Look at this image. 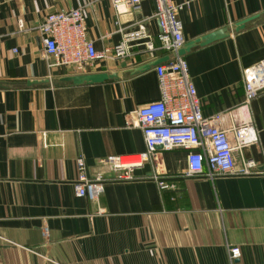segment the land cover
Instances as JSON below:
<instances>
[{"label":"crops","instance_id":"1","mask_svg":"<svg viewBox=\"0 0 264 264\" xmlns=\"http://www.w3.org/2000/svg\"><path fill=\"white\" fill-rule=\"evenodd\" d=\"M172 2L183 3L177 10L183 43L230 28L181 56L205 114L227 110L226 123L250 116L259 141L234 155L252 158L258 172L187 175L185 147H158L157 172L174 188L159 189L144 162L134 168L144 178L109 180L97 201L79 196L77 157L88 175L111 176L101 158L145 150L134 110L159 98L158 80L155 65L132 68L176 56L157 47L155 2L125 3L120 11L112 0H0V264H264V90L243 105L241 76L243 67L264 57V0ZM78 6L95 49L111 47L121 31L140 25L155 48L146 47L147 38L132 40L127 55L98 58L82 71L116 76L60 80L77 72L47 66L34 25L48 11ZM32 78L37 81L25 83ZM231 245L239 254L230 259Z\"/></svg>","mask_w":264,"mask_h":264},{"label":"built area","instance_id":"2","mask_svg":"<svg viewBox=\"0 0 264 264\" xmlns=\"http://www.w3.org/2000/svg\"><path fill=\"white\" fill-rule=\"evenodd\" d=\"M141 0H112L116 9L128 3L137 6ZM153 15L160 26L158 48L175 52L184 42L182 22L177 10L182 2L172 0H153ZM18 27H23V19L18 17ZM40 36V43L45 51L47 66H70L77 73L93 65L98 58L125 56L129 52L130 41L144 39L146 47L153 49L150 34L144 26L121 31L122 38L111 47L95 49L91 39L87 37L86 25L81 7L62 8L46 12L34 25ZM15 50V49H14ZM158 80L159 98L155 101L139 105L134 110L136 125L141 128L145 150L129 155L115 154L101 158L113 175L104 172L92 176L86 172L82 157L76 158L77 176L74 182L75 193L98 200L109 180H132L144 178L136 175L134 168L150 162L151 177L159 189L174 188L157 172L156 152L158 146L171 148L183 146L187 149L185 159L187 175H203L210 179L228 174L257 173L256 162L249 157L240 156L237 160L235 152L241 154L244 146L257 143V130L250 116L242 121L232 119L225 122L228 111L205 114L199 94L192 79L188 75V65L181 55L169 61H160L155 65ZM241 76L244 86L243 105H247L264 90V57L252 65L242 68ZM127 125L131 120L126 121ZM41 141L46 145V131H40ZM147 177V178H148ZM103 211L102 208L97 209ZM238 246L228 247L230 259L239 253Z\"/></svg>","mask_w":264,"mask_h":264},{"label":"water","instance_id":"3","mask_svg":"<svg viewBox=\"0 0 264 264\" xmlns=\"http://www.w3.org/2000/svg\"><path fill=\"white\" fill-rule=\"evenodd\" d=\"M255 16V15H253ZM253 16H249V17H245L240 19L239 21H237L235 23L234 28L235 29H240V27L243 26L244 22L247 20H250L251 18H253ZM230 33V28L227 26L212 30V31H208V33L203 34L201 36H197L195 38H192L189 41H186L185 43H183L181 45V47H179L176 51V53H174L175 55H181L183 54L185 51L189 50L192 45H194L195 43L198 44H205L208 43V41L216 39V38H220L223 37L226 34ZM169 57V54H165V55H160V57H156L150 60L145 61L144 63L135 66L132 68V71H139V70H145L146 68L152 66V65H156L158 63H160V61H164ZM117 73L115 71L113 72H105V71H97V72H80V73H75V74H65L64 76L60 77V80H70L74 83H81V82H97V81H101L105 78H111L113 76H116ZM37 80L32 78L31 79H26L25 83L27 84H31L33 82H36ZM1 86H5V84L2 82V80H0V87ZM160 147V146H158Z\"/></svg>","mask_w":264,"mask_h":264}]
</instances>
